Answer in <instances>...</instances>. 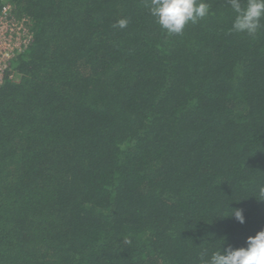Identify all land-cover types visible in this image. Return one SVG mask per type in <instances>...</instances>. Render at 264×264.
<instances>
[{"label":"trees","instance_id":"16d2710c","mask_svg":"<svg viewBox=\"0 0 264 264\" xmlns=\"http://www.w3.org/2000/svg\"><path fill=\"white\" fill-rule=\"evenodd\" d=\"M5 1L32 42L0 85V264H204L264 229V28L227 0L181 35L149 0Z\"/></svg>","mask_w":264,"mask_h":264},{"label":"clouds","instance_id":"9594fccd","mask_svg":"<svg viewBox=\"0 0 264 264\" xmlns=\"http://www.w3.org/2000/svg\"><path fill=\"white\" fill-rule=\"evenodd\" d=\"M234 19L231 31L255 38L264 28V0H227ZM210 5L205 0H149L148 11L160 28L168 35H181L188 23L196 24L210 14ZM127 19H120L113 27L124 29ZM255 197L264 201V185L259 186ZM258 197V198H257ZM231 217L243 225V209L230 211ZM205 253H201L203 259ZM204 264H264V229L244 241V246H228L212 252Z\"/></svg>","mask_w":264,"mask_h":264},{"label":"built area","instance_id":"2783aa9c","mask_svg":"<svg viewBox=\"0 0 264 264\" xmlns=\"http://www.w3.org/2000/svg\"><path fill=\"white\" fill-rule=\"evenodd\" d=\"M12 6L3 0L0 3V85L9 70L10 62L32 42L29 21L16 19Z\"/></svg>","mask_w":264,"mask_h":264}]
</instances>
